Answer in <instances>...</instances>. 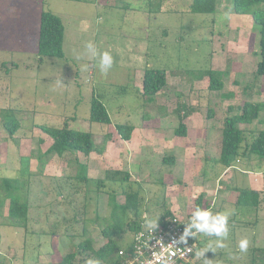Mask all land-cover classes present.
I'll return each mask as SVG.
<instances>
[{
  "label": "rangeland",
  "instance_id": "rangeland-1",
  "mask_svg": "<svg viewBox=\"0 0 264 264\" xmlns=\"http://www.w3.org/2000/svg\"><path fill=\"white\" fill-rule=\"evenodd\" d=\"M189 3L0 0V111L10 110L20 125L9 137L0 124V178L17 179L29 207L26 226H10L8 201L1 200L0 188V264H52L75 252L86 238L94 250L99 248L105 242L101 229L110 213V188L116 202H123L119 186L108 184L97 192L95 184L85 188L75 181L71 155L69 163L67 158L45 156L39 165L51 144L39 126L63 124L90 133L96 144L111 135L102 154L78 153L75 158L87 166L86 176L93 181L109 169L128 172L147 215L158 217L162 209L156 205L163 202L168 209L178 207L175 218H186L193 198L206 192L212 203L209 211L228 215L229 231L226 246L208 251L204 258L209 264H254L250 250L264 248V174L254 179L263 202L257 212L241 214L233 204V187H249L248 174L223 170L216 160L223 119L236 114L244 102L264 103V76L255 75L258 27L250 15L234 14L231 0H217L214 14L191 13ZM42 11L58 16L64 32L63 58L40 63L35 39ZM89 42L113 57L107 74L99 70V56L88 52ZM146 68L166 74L167 86L153 103L141 96ZM214 71L222 73L223 87L212 92L207 74ZM92 96L105 106L110 124L88 120ZM178 110L187 116L183 138L174 135L182 115ZM259 119L261 124L241 128L264 130V111ZM117 124L134 126L129 141L116 134ZM168 154L175 157L176 169L162 163ZM123 238L126 243L130 233ZM242 239L249 241L247 252L239 250ZM199 240L215 248L217 237L201 234ZM89 259L87 252L78 254L75 264ZM194 262L204 264L203 259Z\"/></svg>",
  "mask_w": 264,
  "mask_h": 264
},
{
  "label": "trees",
  "instance_id": "trees-1",
  "mask_svg": "<svg viewBox=\"0 0 264 264\" xmlns=\"http://www.w3.org/2000/svg\"><path fill=\"white\" fill-rule=\"evenodd\" d=\"M17 2L20 0H9ZM22 1V0H21ZM230 1V0H226ZM232 12L236 15H250L252 22L258 27L259 38L257 42L258 61L256 62L255 75L257 77L264 76V0H231ZM217 8V0H190L189 11L194 14H214ZM63 25L60 18L50 11H42L39 14L38 28L35 39V52L38 56V61L43 62L46 58H63ZM208 90L219 91L223 87L221 80V72H209ZM167 86L165 71L160 69L146 68L142 74L141 80V96L146 102H152L155 96ZM264 111L263 102H244L236 114L227 115L222 121L220 150L216 163L222 169H234L235 165L242 164L248 166L253 162V169L259 170L264 168V130H246L241 126H250L254 122L259 124L262 120L259 119V114ZM181 113L180 110L177 111ZM212 113L211 111L208 114ZM177 128L174 135L177 137L186 136V127L184 119L187 117L181 113ZM147 117V115H145ZM88 120L97 124H110V119L105 109V106L96 97L92 96L89 102ZM0 124L6 131L9 137L15 135L20 125L19 121L13 116L10 110L0 111ZM40 130L51 139L50 146L40 157L39 165H43V157L53 156L58 158H67L68 155L74 157L75 170L74 180L81 183L85 188L88 183L96 185L97 192L106 188V185L119 186L123 195V202H116V192L111 190L107 194V203L110 208V213L104 222L101 235L105 238V242L97 249H93L91 240L84 239L76 246V251L67 253L52 264H75L76 257L81 253H89L92 259L98 260L99 264H117L116 257L119 249H129L132 246V234L139 230L141 224H147V221H155L154 228L158 226L164 227L166 220H173L168 208L163 202L157 204L162 211L158 217L154 218L147 215L148 211L143 203L139 191L131 189L130 175L128 172L109 169L104 172L102 179L93 181L86 176L87 166L80 164L75 156L79 153L84 157H88L90 153L102 154L104 144L110 140L111 135L105 134L102 137L100 144L93 141L92 135L87 132H81L70 129L63 124L61 127L39 126ZM114 130L119 138L123 141H129L134 131V126L131 124H117ZM69 163L70 159H66ZM163 164L174 166L175 159L171 154L165 155L162 158ZM70 176L64 178L66 181ZM63 181V178H62ZM68 182V181H67ZM0 188L2 190L1 200L8 201L7 214L9 225L13 227H25L27 224V216L29 207L26 199L22 198L20 191V183L17 179L0 178ZM78 188V187H76ZM79 190V189H78ZM234 207L241 214H250L257 212L259 205L263 202L260 198L261 192L258 189L249 187L239 188L233 187ZM61 193V191H60ZM155 203L153 204V206ZM211 201L204 197L203 193H199L193 200L192 209L186 218H191L192 213L197 207L202 210L211 209ZM251 211V212H249ZM247 213V214H246ZM98 219V216H96ZM96 222V221H95ZM130 233V239L124 243V236ZM82 234H85L83 232ZM123 238V241L121 240ZM199 249L205 248L199 240ZM208 254L207 252L205 255ZM254 264H264V248L253 247L250 250V258ZM196 259H194L195 261ZM190 264H194L195 262ZM198 261V260H196Z\"/></svg>",
  "mask_w": 264,
  "mask_h": 264
},
{
  "label": "built area",
  "instance_id": "built-area-1",
  "mask_svg": "<svg viewBox=\"0 0 264 264\" xmlns=\"http://www.w3.org/2000/svg\"><path fill=\"white\" fill-rule=\"evenodd\" d=\"M190 222V218L167 219L163 227L149 228L148 224H141L139 230L132 234V246L129 249H119L117 251V264H149V261H155V257L163 254L169 255L168 249L176 251L177 248L183 250L185 247L191 248L192 252L185 255L183 259L179 257V252L175 257L176 264H190L195 259V253L198 251L199 239L201 234L194 238L187 236V244L181 241L185 228ZM191 232H196L195 228Z\"/></svg>",
  "mask_w": 264,
  "mask_h": 264
},
{
  "label": "clouds",
  "instance_id": "clouds-1",
  "mask_svg": "<svg viewBox=\"0 0 264 264\" xmlns=\"http://www.w3.org/2000/svg\"><path fill=\"white\" fill-rule=\"evenodd\" d=\"M87 50L91 53L92 56H99V70L102 74H107L108 70L112 67L113 57L107 51L98 52L96 47L89 42L87 44ZM87 66L85 65V68ZM149 228L155 226V221H147ZM195 228L196 232H191V229ZM228 215L225 213H216L212 214L208 210H202L200 207H197L195 211L192 213L190 218V222L187 224L185 228L184 235L181 237V241L187 244V240L185 239L187 236L192 235L194 238L197 237V234H204L207 236H215L217 240L215 241V248L211 245H208L205 248L198 250L195 253V259L204 260V264H209L208 260L204 258V254L208 251H215L216 248H224L226 245L224 244V240L228 236ZM249 245V241L247 239H242L239 242V250L241 252H247ZM169 255L165 257L163 254L156 256L154 264H176V261L172 259L179 252V257L183 259L186 254L191 253L192 249L185 247L183 250L177 248L176 251H172L171 249L167 250ZM86 264H99L98 260L89 259L86 261ZM149 264H153V261H149Z\"/></svg>",
  "mask_w": 264,
  "mask_h": 264
},
{
  "label": "crops",
  "instance_id": "crops-1",
  "mask_svg": "<svg viewBox=\"0 0 264 264\" xmlns=\"http://www.w3.org/2000/svg\"><path fill=\"white\" fill-rule=\"evenodd\" d=\"M23 1V0H22ZM28 10V9H27ZM27 13V12H26ZM139 90V89H138ZM218 155H219V153H218ZM174 159H175V157H174ZM176 165V164H175ZM252 165H253V162H250L249 163V165L248 166H244L243 165V163L242 164H240V166H242L243 168H238L237 166H235V167H233L234 168V170L235 171H238L239 172V170H240V173L239 174H248V176H245V180H246V183L249 185V188H255V189H257L258 188V190L260 189L259 188V186L260 185H258L259 184V182L257 181V180H254L255 178H258V177H256V176H260L259 174L260 173H262V175L261 176H263V174H264V168L263 169H261L260 171H262V172H258L259 170H256V169H253L254 167H252ZM175 167V166H174ZM137 168V167H136ZM173 169H176V167L175 168H173ZM230 170H232V169H230ZM249 177L250 178H252V180H250L249 179ZM262 185V184H261ZM200 193H202V191H200ZM206 193V192H205ZM204 192H203V194H204V197L207 199V200H209L206 196V194H205ZM193 200H194V198H193ZM192 203H193V201H192ZM191 203V204H192ZM169 211H170V213H171V215H175L174 213H173V211H178V207H174V210L172 209V208H170L169 209Z\"/></svg>",
  "mask_w": 264,
  "mask_h": 264
}]
</instances>
